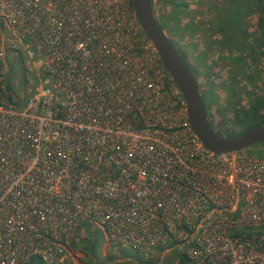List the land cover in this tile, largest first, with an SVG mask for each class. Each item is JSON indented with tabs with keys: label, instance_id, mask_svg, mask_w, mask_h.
Here are the masks:
<instances>
[{
	"label": "built area",
	"instance_id": "obj_1",
	"mask_svg": "<svg viewBox=\"0 0 264 264\" xmlns=\"http://www.w3.org/2000/svg\"><path fill=\"white\" fill-rule=\"evenodd\" d=\"M10 50L39 78L20 109L0 77V264H80L84 223L144 259L264 264V153L202 144L131 0H0Z\"/></svg>",
	"mask_w": 264,
	"mask_h": 264
},
{
	"label": "rangeland",
	"instance_id": "obj_2",
	"mask_svg": "<svg viewBox=\"0 0 264 264\" xmlns=\"http://www.w3.org/2000/svg\"><path fill=\"white\" fill-rule=\"evenodd\" d=\"M178 1H183L185 6L178 7L177 10L168 3V0H153L156 17L176 43V47L180 48L191 62L208 109L213 119L220 123L219 130L228 127L240 131L242 125L232 121L235 109L249 107L253 112L252 100L264 94V27L258 23L255 13L244 8L238 10L243 15L241 26L229 29L226 24L233 19L232 10L236 5L234 1ZM218 28L222 31L217 32ZM232 32L234 46L229 48V42L222 44L220 40L224 33ZM242 44L247 48L248 56L244 58L245 64L240 63L239 66L229 55H238ZM250 52L254 54L255 59L249 56ZM0 77L14 104L24 109L34 87L38 84L37 64L26 62L21 55L12 50L7 51L0 65ZM256 112L263 114L264 111L257 108ZM247 148L264 153L263 143L253 144ZM82 233L78 243L72 247V252L80 264H84L88 259L81 249L82 238L87 232L84 229ZM121 249L128 251L125 248L113 249L103 234L93 261L96 264L138 262L134 257L121 253ZM179 255L180 250L175 245L167 251L156 253L151 262L139 264H179Z\"/></svg>",
	"mask_w": 264,
	"mask_h": 264
},
{
	"label": "water",
	"instance_id": "obj_3",
	"mask_svg": "<svg viewBox=\"0 0 264 264\" xmlns=\"http://www.w3.org/2000/svg\"><path fill=\"white\" fill-rule=\"evenodd\" d=\"M131 3L141 31L179 88L186 105L188 124L202 144L211 151L235 155L253 144L264 143V124L249 126L233 136L217 133L208 119L193 70L160 26L152 0H131Z\"/></svg>",
	"mask_w": 264,
	"mask_h": 264
},
{
	"label": "trees",
	"instance_id": "obj_4",
	"mask_svg": "<svg viewBox=\"0 0 264 264\" xmlns=\"http://www.w3.org/2000/svg\"><path fill=\"white\" fill-rule=\"evenodd\" d=\"M230 1H232V2L234 1V3L236 5H235V8L232 10L233 15H234L233 19L230 20L232 23H230V21H228V23L226 24L229 29L234 28V27L239 28L241 26L240 23H241V18L243 17V15H241L240 11L244 8L245 9L247 8L252 13H255L257 16L258 23L260 24L261 27H264V0H230ZM168 3H170L177 10L179 8L185 6V3L183 1H178V0H168ZM152 5H154L153 0H152ZM237 6L239 9L237 8ZM246 6H248V7H246ZM238 10H240V11L238 12ZM156 19H157V17H156ZM158 22H159L160 26L163 28V26L159 20H158ZM233 23H234V26H233ZM222 24L223 23H221V25ZM219 30L222 31L221 28H218L217 32ZM231 34H233V32L232 33H224L222 40H220V42H222V44H224V43L228 44V42H229V44H228L229 48H232V46H234L232 43L233 39L231 38ZM173 43L176 46V43L174 41H173ZM177 50L179 51L180 55L186 60V54L180 48H177ZM239 50H240L241 54L240 53L238 55L230 54L229 57L235 59L236 62L240 66V63H241V65L245 64L244 58H246L248 56V52H247V48L243 44L239 47ZM249 56L252 59H255V56L253 53L250 52ZM191 68H192V66H191ZM192 70H193V68H192ZM193 73H195L194 70H193ZM5 92H6L5 93L6 100L9 101L10 103L14 104L12 97L8 94L6 89H5ZM252 105L254 107L253 112L251 111V108L248 107V108H244V109H238L237 108V109H235V111L233 113L232 121L236 124L242 125V129L240 131H242L243 129H245L249 126H252V125L264 124V115H263L264 112H263V114L256 112L257 108H261V110L264 111V94L257 96L255 99H253ZM216 131L219 134H223V135H227V136H233V135L237 134L238 132H240V131H235L233 129H229L228 127H224L222 130H216ZM83 226H84V229L87 233L82 238L83 246L81 247V249L84 252L85 256L88 258L86 261H84V264H96L93 261V259L95 257L96 248L98 247V244L101 242V237L103 235V231L98 227L91 226L89 223H84ZM176 244H177V242L175 240H173L167 244V248L174 247ZM127 250L128 251L121 249L120 251L124 255L125 254L130 255V256L134 257L136 260H138V262L136 264H139L142 262L149 263L152 261V259L142 258L136 251H134L132 249L127 248ZM178 257H179L178 258L179 264H186L187 263L186 258L182 253H180V255ZM26 264H43V262L37 257H32L29 260V262H27ZM133 264H135V263H133Z\"/></svg>",
	"mask_w": 264,
	"mask_h": 264
},
{
	"label": "flooded vegetation",
	"instance_id": "obj_5",
	"mask_svg": "<svg viewBox=\"0 0 264 264\" xmlns=\"http://www.w3.org/2000/svg\"><path fill=\"white\" fill-rule=\"evenodd\" d=\"M172 39V38H171ZM173 40V39H172ZM204 52V51H203ZM186 60L188 61V63L190 64V66H192V64H191V62L189 61V59L187 58V56H186ZM192 68H193V66H192ZM194 70V69H193ZM194 72H195V70H194ZM194 75H195V78H196V81H197V76H196V73H194ZM197 84H198V81H197ZM198 87H199V85H198ZM199 90H200V93H201V96H202V99H203V104H204V107H205V110H206V113H207V116H208V119H209V121H210V124H211V126L215 129V130H219V126H220V123H219V121H216V120H214L213 119V116L211 115V113H210V111H209V109H208V105H207V102H206V99H205V96H204V94H203V92H202V90H201V88L199 87Z\"/></svg>",
	"mask_w": 264,
	"mask_h": 264
}]
</instances>
